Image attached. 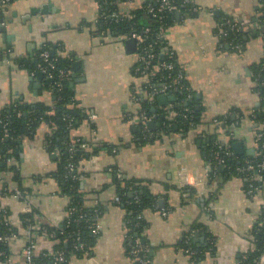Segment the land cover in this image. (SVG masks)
Instances as JSON below:
<instances>
[{"label": "crops", "instance_id": "0c3cea01", "mask_svg": "<svg viewBox=\"0 0 264 264\" xmlns=\"http://www.w3.org/2000/svg\"><path fill=\"white\" fill-rule=\"evenodd\" d=\"M145 1L120 0L118 11L130 12ZM193 1L204 11L174 12L165 34L197 99V124L185 133L176 125L166 127L163 118L173 121L174 101L148 99L146 77L137 69L138 51L126 50L127 33L101 28L97 0H10L0 12V114L18 102L43 104L49 113L55 107L43 75H32L13 58L34 59L48 45L71 70L67 85L77 111L71 135L86 145L75 164L78 192L86 207L97 206L100 213L91 243L68 255L65 264H138L126 247V209L115 200L117 179L138 180L152 198L141 211L150 264H238L254 249L264 178L251 195L242 176L211 173L206 151L210 143L229 146L236 141L244 149L238 155L257 151L264 97L255 87L253 66L264 58L262 35L248 33L235 51L220 45L217 27L219 19L229 18L245 32L260 30L261 0ZM6 56L13 62H6ZM144 99L154 102L152 113L162 116L154 120L151 131L157 136L149 140L139 137L137 117ZM47 130L42 123L33 135L18 138L0 171L1 188L14 167L19 180L9 185L21 192L0 195L1 208L9 210L10 222L21 234L10 237L11 255L0 264H22V214H32L37 251L53 250L50 237L37 229L59 226L68 215L69 196L56 176L59 161ZM188 235L196 248L204 249L197 259L181 247ZM257 264H264V252Z\"/></svg>", "mask_w": 264, "mask_h": 264}, {"label": "trees", "instance_id": "16d2710c", "mask_svg": "<svg viewBox=\"0 0 264 264\" xmlns=\"http://www.w3.org/2000/svg\"><path fill=\"white\" fill-rule=\"evenodd\" d=\"M100 5L101 9L99 11V24L102 26V28H109L112 30H117L120 33H129L131 31V28H141L143 26H149L153 34L158 29L159 21L156 19H153L151 17H148L147 14L142 16L144 13L141 9L137 8L132 11H130V14L132 15L131 18H127V13H120L118 11V1L120 0H97ZM182 0H173L174 3L179 5L180 7H183L181 5ZM147 3H153L152 0H146ZM111 11H115L118 13V15L124 16V18L119 22H114L109 20V18H104V16H101L103 14L108 15ZM188 13V12H187ZM190 13V12H189ZM145 14V13H144ZM143 17V18H142ZM259 23L261 24L260 30L257 28H250L248 32H245L242 24H239L238 21L237 24L240 25L238 30L229 31L227 30L226 34L224 35V38L226 41H230L231 39H234L236 42L240 43L242 46L246 42V36L248 33H251L253 36H257L259 34L262 35V41L264 42V0H261V6L259 8ZM228 19V18H225ZM174 20V12H168L166 13V18H164L163 23L165 29L173 22ZM224 19H219V21H223ZM147 22V23H146ZM223 27L226 29L225 25ZM228 42H224V45ZM152 48V51H155L156 53L159 51V45L161 46H168L166 39H162V43L160 44H154V38L151 36L147 40V46ZM160 46V47H161ZM44 48H47L50 50L48 45H45ZM40 51V50H39ZM38 51V52H39ZM53 57L57 58L58 66L61 68H70L69 64L52 54ZM38 53L35 56L34 59L27 60V59H20L18 57L13 58L14 61H16V64L21 67H26L32 70L35 66V61L37 60ZM163 59L167 61H172L173 66L164 72V74H167L168 72L175 75L177 74L178 70L180 69V66L177 64L175 60V55L172 58H167V56H164ZM159 73L153 75L150 86L157 85L160 82L159 79ZM44 77V76H43ZM253 79L255 82V87L259 93L264 96V85L261 84V81L264 80V58L259 62L256 63L253 66ZM68 78L64 81L63 87L60 89V91H55L54 93V99H55V107L53 108L54 111L52 113H49L47 107H45L43 104H37V105H24L23 103H17L15 106H12L5 110V112L0 114V118L6 122V124L3 126V122L0 124V171H4L6 168V159L12 155V148H14L16 144V140L22 136H31L34 134L36 129L42 124V121L45 122L48 130L47 133V139L50 143L51 149H58L59 152L57 154L58 158V168L56 171V176L59 180L60 186L65 194L69 196V204H68V215L65 217L63 223L59 226H47L44 225L46 230L48 231H54V236L50 237V241L52 243V249L58 250L62 249L65 251V261L57 263V264H65L67 261L68 255L72 254H78L80 252L85 251V249L88 247V245L91 243L92 237L90 236V228H88L89 224L94 223V218L96 217V210L99 211V208L97 206L94 207H86L83 203L82 197L80 196L78 192V175L74 169V171H68L66 165L68 162H72L74 165L77 162L78 157L83 153L84 148L81 147V140H76L75 136L71 135V132L73 128L75 127L76 122V109H75V99L73 97V94L71 90L69 89L67 85ZM46 85L50 87L52 90L53 83L51 80H45ZM182 83L185 86H189L185 78L183 79ZM148 86V85H147ZM186 91L181 89L177 92V99L172 104V109L175 111L181 110L183 107L188 106L193 111V117H190L189 119L185 120L182 118H176V120L169 121L164 120V123L167 128H170L171 126H177L178 129L183 131L184 133L191 128L190 123L194 125L197 124V114L198 111L196 109L197 99L196 95L194 94L193 98L188 101L185 98ZM154 103V102H153ZM152 102H149L147 100H142L141 105L142 109L145 110L146 113L152 112ZM20 112V115L17 116V113ZM161 114L159 115V118H161ZM68 119H72V123L69 125ZM261 132V138L257 141V151L254 155L249 157H243L241 155L235 154L233 156H225V166L218 165L216 166L215 173H218L219 175H239L242 176V178L248 182V179L243 174H238L234 171L235 166L242 164L244 159L252 161L254 164L259 163L264 159L262 151V144H264V125L261 126L260 130ZM5 133H7V136H5ZM139 137H142V134L139 131ZM142 139V138H141ZM212 139V138H211ZM210 139V140H211ZM143 140V139H142ZM69 144L75 145V152L73 154H70V152L67 149V146ZM232 143H230L229 146L223 145V144H214L210 143V146H208L207 149V160L211 161L213 164H215V160L213 158V151L217 148L223 150L225 148H232ZM12 171V176L10 178L11 181L17 183L19 178L17 175L16 170L14 167L10 168ZM257 169V168H256ZM262 174L264 178V171H255V175ZM10 180L3 181L1 188H0V195H11L13 192V189L10 188L9 182ZM117 187H118V193L121 198V203L123 204L124 208L126 209V218L130 219V225L132 226V232L133 235L139 236L140 241L144 244H146L143 241V238L141 236L142 227H143V220H136L135 215L138 211H142L149 203H151L152 198L149 197L148 193H146V189L144 186L140 184L138 180H132V179H117L116 180ZM255 183L259 184L260 181L256 180ZM136 192L139 196V201L137 203H128L130 200L133 199V192ZM1 202H0V208H1ZM74 208L73 212L69 214V209ZM9 210H6V216L8 218V222H5L3 219V213L0 211V262L6 263L8 261V258L11 255L10 250V237L13 233L19 234L18 229L15 228L12 223L10 222L9 217ZM80 214H85V216L79 220H76ZM5 216V215H4ZM21 219L24 224V228H27L28 226H34V221L31 213H24L21 216ZM264 218V215H261L260 218ZM135 222H139L138 225H135ZM42 227L37 229L38 233H42ZM80 234L81 243L83 244V247L81 249H76L74 247L75 242V234ZM254 249L251 251H248L246 254L248 255V262L250 264H257V260L259 256L264 252V228L255 225L254 226ZM186 238V237H185ZM185 238L181 243V247H185ZM191 246L194 249L199 250L200 248H196L191 242ZM45 252H49V250H40L35 252L33 256V260L36 264H54L53 259L46 255ZM202 255V254H201ZM201 255L197 256H190L191 258H198ZM149 256V254H148ZM139 264V263H138Z\"/></svg>", "mask_w": 264, "mask_h": 264}, {"label": "built area", "instance_id": "2783aa9c", "mask_svg": "<svg viewBox=\"0 0 264 264\" xmlns=\"http://www.w3.org/2000/svg\"><path fill=\"white\" fill-rule=\"evenodd\" d=\"M10 0H0V12H2L3 8L6 4L9 3ZM153 3H147L144 2L139 9H141L145 14L149 15L151 18L156 19L159 21V27L154 32L149 26H143L140 29L138 28H131L130 36L134 37L137 41V48H138V55H137V69L138 71L146 77V87H147V94L149 100H155V98L160 94H174L175 100L177 99V92L181 89L186 91L185 98L190 101L194 96V91L190 88V86H185L182 81L184 79V73L182 68H180L177 72V74L173 75L171 73L164 74L165 71L170 69L173 66L172 61H167L163 59L164 56H167V58H172L174 56L172 50L167 46H161L159 45V51L156 53L155 51H152V48L147 46V40L153 36L154 38V44H160L162 43V39H165L166 29L164 27L163 20L166 18V13L168 12H176L180 10H185L186 12L190 13H198L201 11H204V7L202 5L196 4L193 0H182L181 5L183 7H180L176 3L173 2V0H152ZM98 3L99 11L102 8L100 3ZM101 16H104V18H109V20L114 22L121 21L124 16L118 15L115 11H111L108 13V15L103 14ZM132 15L130 12H127V18H131ZM102 24V23H100ZM225 25L226 29L223 27ZM239 26L234 19H224L223 21L218 22L217 27V35L220 38V45H223L224 42H228L227 44L229 47L235 51L240 50L242 45L238 42H236L234 39H231L230 41H226L224 38V35L226 34L227 30L234 31L238 30ZM102 28V26H101ZM105 30L103 29L102 32ZM161 46V47H160ZM4 60L8 63H12L13 60H11L10 57L6 56ZM57 58L53 57L50 50L47 48H44V46L40 49L38 52L37 60L35 61L34 68L30 71L32 75L35 73H41L44 76L45 80H51L53 83L52 86V92L60 91V89L64 85V81L70 77L71 70L69 68H61L58 66ZM159 73V79L160 82L157 85L150 86L151 80L153 75ZM261 84L264 85V80L261 81ZM148 85V86H147ZM264 97V96H263ZM174 100V101H175ZM20 115V112L17 113V116ZM172 120H176V118H182V119H189L190 117H193V111L190 107L185 106L179 111H174L172 113ZM138 126L139 131L142 134L143 140H149L150 138H153L157 136L154 132L151 131V129L148 127L147 122L148 121H154L159 118V113L151 112L146 113L145 110H140L138 114ZM3 122V123H2ZM3 124V126L6 124L2 118H0V124ZM42 123H45L42 121ZM69 125L72 123V119H68ZM190 126L193 127V124L190 123ZM181 130V129H180ZM5 136H7V133H5ZM261 138V135L259 136ZM216 144V143H214ZM81 147L85 148L86 145L84 143H81ZM68 151L70 154H73L75 152L76 148L74 144H69L67 146ZM56 154H58L59 150L56 148L54 151ZM263 157H264V144H262V151ZM213 158L215 160V164H213L211 161H208V166L210 168V172L215 174L216 166L221 165L225 166V156H233L234 151L230 148H225L223 150L217 148L213 152ZM68 171H74L75 165L72 162H68L66 165ZM257 168V169H256ZM234 171L238 174H243L247 177L248 182V193L253 194L258 189V184L255 183L256 180L261 181L262 180V174L255 175V171H264V159L260 161L257 164H254L252 161L244 159L242 164H239L235 166ZM14 191L15 196H19L21 194L19 188L11 187ZM115 200L117 202L121 201V198L119 195L115 196ZM139 201V196L134 191L133 192V199L130 200L128 203H137ZM74 208L69 209V214L73 212ZM0 211L3 213V219L5 222H8V218L6 216V210L4 208H0ZM100 212L96 210V216ZM5 215V216H4ZM264 215V204L262 208V214ZM85 214H80L76 220H79L83 218ZM136 220L142 219V213L141 211H138L135 215ZM139 222H135V225H138ZM125 242L126 247L128 249L129 254L132 257H138V263L139 264H150L151 260L148 256L149 248L146 244L142 243L140 241V237L133 235L132 232V226L130 225V219H125ZM257 225L264 228V218H260L257 221ZM88 228H90V231L97 232L99 229V226L96 224H89ZM35 231L33 229V226H28L26 228V232L23 235V239L26 241V244L23 248L22 252V264H36L34 262V254L37 252V242L35 240ZM42 233L45 236L52 237L54 236V231H48L45 228H42ZM14 238H17L18 235L16 233H13L11 235ZM75 244L74 247L76 249H81L83 247V244L81 243L80 234L77 232L75 234ZM211 240V239H210ZM208 240V241H210ZM192 242V235H188L185 238V247L182 248L184 252L189 256H197L204 253V249H194L191 246ZM211 243V241H210ZM47 253V254H46ZM1 254V253H0ZM46 255L50 256L53 259V263L57 264L60 262L65 261V251L62 249L58 250H49V252H45ZM72 254H74L72 252ZM238 264H250L248 262V255L245 253L241 256Z\"/></svg>", "mask_w": 264, "mask_h": 264}, {"label": "water", "instance_id": "95a60500", "mask_svg": "<svg viewBox=\"0 0 264 264\" xmlns=\"http://www.w3.org/2000/svg\"><path fill=\"white\" fill-rule=\"evenodd\" d=\"M147 16L150 17L149 15H147ZM125 47H126V50L129 51V52L138 51L137 41H136V39L134 37H131L130 36V33H128L127 34V37L125 38ZM51 54H54V52H52ZM156 99L161 104L162 103H167L168 100L174 101L175 100V95L174 94H160V95H158L156 97ZM152 110H154V108H152ZM147 125H148V127L150 129H153L154 121H152V120L151 121H148L147 122ZM232 148H233V151L236 154H242L244 152V149L242 147V144L239 141L233 142ZM196 236H198V234H196Z\"/></svg>", "mask_w": 264, "mask_h": 264}]
</instances>
